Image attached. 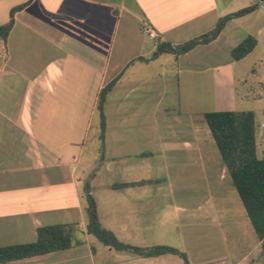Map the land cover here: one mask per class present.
Segmentation results:
<instances>
[{
	"label": "crops",
	"instance_id": "0c3cea01",
	"mask_svg": "<svg viewBox=\"0 0 264 264\" xmlns=\"http://www.w3.org/2000/svg\"><path fill=\"white\" fill-rule=\"evenodd\" d=\"M257 1L0 0V27L25 5L0 38V247L35 242L43 226L78 224L70 248L1 264H184L174 254L116 250L90 234L87 203L78 200L87 183L91 193H110L103 212L96 198L99 219L125 245L176 248L191 264H264L203 117L253 111L245 104L264 100L255 68L264 65V24H255L264 9L257 3L184 55L142 60L158 43L183 44ZM248 36L257 45L236 61L232 51ZM115 79L102 149L98 134L105 166L85 183L79 167L96 119L100 133L98 97ZM128 183L137 184L121 186ZM166 183L190 203H142Z\"/></svg>",
	"mask_w": 264,
	"mask_h": 264
},
{
	"label": "trees",
	"instance_id": "16d2710c",
	"mask_svg": "<svg viewBox=\"0 0 264 264\" xmlns=\"http://www.w3.org/2000/svg\"><path fill=\"white\" fill-rule=\"evenodd\" d=\"M24 7L25 5H21L11 10L9 23L0 27V38L6 39L14 22L15 13ZM257 8L258 5L255 4L226 15L219 19L213 30L183 44L173 46L166 42L158 43L153 55L149 59L143 58L142 60H154L164 54L180 56L190 52L197 46L209 44L219 37L228 22L251 14ZM256 45L257 40L252 36H248L233 49L232 57L236 61H239L249 55ZM117 80L115 79L105 86L98 97L97 112L100 117L99 139L101 149L104 147L106 133L104 104ZM203 117L221 158L227 167L232 186L237 191L255 233L261 241L264 254V158H259L257 154L255 112L212 111L205 113ZM136 184L128 183L121 186H134ZM84 192L87 201V230L104 245L116 250L132 251L147 257L174 254L178 255L184 264H191L187 254L176 248L158 246L152 249H141L120 242L111 231L102 226L99 219L97 202L91 193L88 183L85 185ZM77 227V223L40 227L37 230V240L35 242L0 247V264L68 249L73 244Z\"/></svg>",
	"mask_w": 264,
	"mask_h": 264
},
{
	"label": "rangeland",
	"instance_id": "374dc122",
	"mask_svg": "<svg viewBox=\"0 0 264 264\" xmlns=\"http://www.w3.org/2000/svg\"><path fill=\"white\" fill-rule=\"evenodd\" d=\"M259 4L262 7V10L264 9V2L262 0L257 1L255 4ZM260 20L256 21L255 24H264V19L259 18ZM253 62V59L251 58L249 60V64ZM259 66V65H258ZM256 66L255 68L262 74L260 76H264V65H261L260 67ZM240 89L243 91V86L242 84H239ZM245 108L247 109H252L255 112L256 115V132H257V137H258V156L259 158H264L262 156L261 151L264 149V144H260V140L263 137L264 138V127L262 125L264 124V100L260 102V104H254V103H246ZM97 119L94 122L93 128L91 130V133L87 139L86 145H85V151L84 154L81 158L80 162V170L82 174V178L84 179L85 183L86 180L89 179L90 173L93 171L99 170L101 167L105 166L102 163V159L98 157V150H99V145H98V128H97ZM159 179H164L167 178L170 180L171 178L169 176H164V175H159L157 176ZM151 189V188H150ZM156 188H152V190L148 193V198L147 200L143 201L142 203H158L161 207L167 209L169 206H175L177 204H186L190 203L187 197L186 193H182L179 191H176L175 189L169 187L168 183L164 185H160V188L158 191L155 190ZM81 194L82 197H79V203H87L85 193H83V190L81 189ZM79 192V194H80ZM231 195L237 203H241L240 199L238 197L237 192L233 189ZM92 195L95 197V199H98V202L101 206L102 212L104 211V207L106 203H108V196L110 195L109 192H104V191H99L98 189H95L92 192ZM200 195H203V193H200ZM198 195H196L197 197ZM198 198V197H197ZM183 230L184 234L190 235L192 233V229L187 228L185 225H183ZM217 250H219L217 248Z\"/></svg>",
	"mask_w": 264,
	"mask_h": 264
},
{
	"label": "built area",
	"instance_id": "2783aa9c",
	"mask_svg": "<svg viewBox=\"0 0 264 264\" xmlns=\"http://www.w3.org/2000/svg\"><path fill=\"white\" fill-rule=\"evenodd\" d=\"M148 34L151 38H156V34L153 31H148Z\"/></svg>",
	"mask_w": 264,
	"mask_h": 264
}]
</instances>
